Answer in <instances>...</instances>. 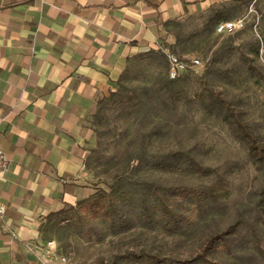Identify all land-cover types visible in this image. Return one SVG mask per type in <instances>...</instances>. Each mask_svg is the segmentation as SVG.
Returning <instances> with one entry per match:
<instances>
[{
    "label": "rangeland",
    "instance_id": "1",
    "mask_svg": "<svg viewBox=\"0 0 264 264\" xmlns=\"http://www.w3.org/2000/svg\"><path fill=\"white\" fill-rule=\"evenodd\" d=\"M229 9L237 18H245L243 30L217 34L215 25L221 20L203 16L168 24L177 37L172 51L181 58L202 61L176 78L173 88L185 97L176 105L162 103L167 99L165 80L169 76L164 53L148 52L130 62L122 84L125 90L141 94L144 103L123 112L114 106L110 95L98 101L90 116L95 144L80 177V200L115 191L120 182L137 196L152 181L163 185L214 182L217 176L213 172L204 175L185 167L171 171L151 165L170 149H186L222 175L227 192L219 206L202 216L190 204L184 212L194 214L191 228L187 225L171 231L161 224H135L118 231L112 229L107 216L85 211L80 200L66 204L43 222L42 230L46 246L53 242L55 253L65 254L71 264H114L115 260L118 264H146L120 261L131 251L181 264L197 253L212 233L238 220V231L229 236L227 245L216 248L212 258L222 264H264V217L259 205L264 167L250 156L245 141L234 130L233 117L217 96L240 111L264 143V0H242ZM230 12L227 16H232ZM129 158L137 160L129 164Z\"/></svg>",
    "mask_w": 264,
    "mask_h": 264
},
{
    "label": "crops",
    "instance_id": "2",
    "mask_svg": "<svg viewBox=\"0 0 264 264\" xmlns=\"http://www.w3.org/2000/svg\"><path fill=\"white\" fill-rule=\"evenodd\" d=\"M238 4L0 0V150L9 159L0 175V264H57L42 224L82 196L98 101L117 90L133 59L175 50L169 23L231 20Z\"/></svg>",
    "mask_w": 264,
    "mask_h": 264
},
{
    "label": "trees",
    "instance_id": "3",
    "mask_svg": "<svg viewBox=\"0 0 264 264\" xmlns=\"http://www.w3.org/2000/svg\"><path fill=\"white\" fill-rule=\"evenodd\" d=\"M151 53L163 55L161 50H154ZM127 70L128 68L124 71L118 82V90L110 94L114 106L121 108L123 112L129 107L139 108L144 103L141 94L125 90L122 81ZM177 79H171L168 76V79L165 80L167 99L162 101L165 106H174L185 98L182 92L176 91L173 88ZM217 96L219 97V102L225 105L228 115L233 117L231 118V123L235 126L234 130L239 138L245 141L250 156L264 167V143L260 142L258 137L251 131L249 123L243 120L240 111H237L219 94ZM152 133L154 134V132ZM135 160L137 158H129L128 162L132 164ZM152 161L151 165L159 169L172 171L185 167L187 171L194 170L204 175H209L213 172L217 178L211 184L179 183L176 185H163L152 181L149 184H145L140 196H137V192L129 188V185L120 182L117 190L110 192L102 191L98 196L94 195L89 199L80 200L78 204L82 205L81 207L85 211L93 212L94 215L107 216L113 230L119 231L123 227L127 228L135 224L147 227L161 224L171 231H176L179 228L185 229L187 225L189 228L193 226L192 218L194 214L187 216L184 212L190 204L193 205L195 213H200L203 216L208 211L216 209L219 206L221 198L227 192L224 190L225 186L222 175L210 166L202 164L195 155L186 149H170L161 158H154ZM259 205L264 217V178ZM69 208H74V206L70 205ZM240 224L241 220H238L223 230L212 233L205 239L200 250L193 256L181 260V264H222L220 261L212 258L211 254L218 246L228 244L229 236L238 231ZM251 230L254 237L258 239L256 231L252 226ZM123 258L120 261L133 260L137 262L144 261L146 264H174L170 260L153 256L147 252L140 254L131 251ZM114 264H118L117 260H115Z\"/></svg>",
    "mask_w": 264,
    "mask_h": 264
},
{
    "label": "built area",
    "instance_id": "4",
    "mask_svg": "<svg viewBox=\"0 0 264 264\" xmlns=\"http://www.w3.org/2000/svg\"><path fill=\"white\" fill-rule=\"evenodd\" d=\"M258 22V20H257ZM256 22V25H257ZM246 27L245 18H235L231 20L219 21L216 24L215 30L217 34H233L238 31L243 30ZM162 52L165 54L168 61V75L171 79H176L184 72L195 69L196 67L202 64V61L199 58H181L176 53H174L170 48H163ZM9 165V159L6 156L5 152L0 150V175L4 172ZM5 212V207L0 206V214ZM47 247L50 253L56 255L57 264H71L69 258L63 254H56L53 249V242H48ZM53 249V250H52Z\"/></svg>",
    "mask_w": 264,
    "mask_h": 264
}]
</instances>
